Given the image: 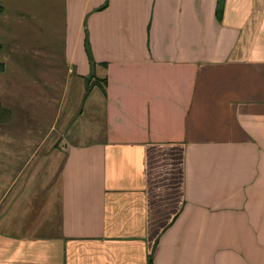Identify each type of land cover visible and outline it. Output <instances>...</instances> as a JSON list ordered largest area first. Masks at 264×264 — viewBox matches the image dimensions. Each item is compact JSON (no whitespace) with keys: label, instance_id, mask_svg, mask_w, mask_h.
Wrapping results in <instances>:
<instances>
[{"label":"crops","instance_id":"0c3cea01","mask_svg":"<svg viewBox=\"0 0 264 264\" xmlns=\"http://www.w3.org/2000/svg\"><path fill=\"white\" fill-rule=\"evenodd\" d=\"M105 1L0 0L4 73L93 75L61 131L69 82L47 130L1 133L0 264H264V209L234 208L264 157V0Z\"/></svg>","mask_w":264,"mask_h":264},{"label":"rangeland","instance_id":"374dc122","mask_svg":"<svg viewBox=\"0 0 264 264\" xmlns=\"http://www.w3.org/2000/svg\"><path fill=\"white\" fill-rule=\"evenodd\" d=\"M33 45V44H31ZM28 49H33L28 46ZM16 60L26 61L23 71L21 73L14 72L13 70L6 73L3 72L4 67L0 69V99L4 97L9 99L12 104H8L0 101L2 106H5L9 109V117L0 122V143L4 144L5 138H1V133L4 129H33L34 131L47 130L49 121L51 120L53 113L58 108L57 106L53 107V104H48L49 92L51 95L58 97L63 93V88L66 83H70V93L71 95V108L66 106L63 110V113H60L57 120V128L63 129L66 125L69 117L72 116V119L75 116V111L80 104L82 98L83 90L80 89L78 85L77 75H68L65 71H61L60 67L56 66V73H37V70H46L48 65L42 63V59L39 58H27L15 57ZM99 80V79H98ZM101 82V80H99ZM51 83L53 85H51ZM51 86H54L51 87ZM83 91V92H82ZM25 98H32L33 102L29 105L23 106L21 109L22 103L25 101ZM33 104V112L28 114H23L26 109L31 107ZM69 109L71 111H69ZM32 121V122H31ZM78 125V122L72 124L71 129H75ZM60 126V127H59ZM22 131V130H19ZM52 142L51 135H48L43 143L45 147L50 145ZM250 158V177L248 178V201H234V208H248V209H264V157L258 154H249ZM257 158L263 159L259 161L257 170H256V160ZM260 169V170H259ZM244 188V187H243ZM244 191V190H243ZM244 197V194L243 196ZM235 199V195H234Z\"/></svg>","mask_w":264,"mask_h":264},{"label":"trees","instance_id":"16d2710c","mask_svg":"<svg viewBox=\"0 0 264 264\" xmlns=\"http://www.w3.org/2000/svg\"><path fill=\"white\" fill-rule=\"evenodd\" d=\"M107 1H108V0H106V1L101 5L100 8L105 7L106 4H107ZM222 4H223V0H219L218 11H219V9L222 8ZM85 45H86V50H87V54H88V57H89V62H90V64H91V66H93V65H94V60H93L92 55H91V51H90V48H89V44H88V43H85ZM2 68H3V64L0 63V69H2ZM92 77H93V75L90 74V75L86 76V78H85V79H86V84H85V93H84V97L88 94V91L90 90V87L92 86V82L90 81ZM101 80H102L104 83L106 82V79H105V78H102ZM102 88H103V85H102ZM9 115H10V111H9V109L6 108L5 106H2V105L0 104V122L5 121V120L9 117ZM150 264H151V262H150Z\"/></svg>","mask_w":264,"mask_h":264}]
</instances>
